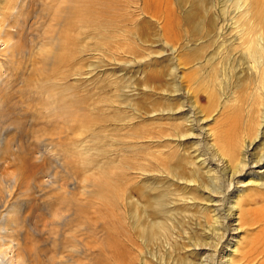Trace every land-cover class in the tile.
<instances>
[{"label":"rangeland","instance_id":"1","mask_svg":"<svg viewBox=\"0 0 264 264\" xmlns=\"http://www.w3.org/2000/svg\"><path fill=\"white\" fill-rule=\"evenodd\" d=\"M153 1H157L156 6L152 5ZM153 1L92 0L79 7L81 2L77 0H0V100L9 119H4L9 125L0 133L12 134L10 148L15 149V155L22 163L11 167L13 162L9 155L2 154L0 150V182L5 181L8 172L22 169L20 188L18 185L14 187L21 209L17 220L26 240L29 243L36 241L43 264L51 260L55 264H64L65 261L67 264H91L90 254L97 257L95 263L99 264L101 260L103 264L112 262L104 256L106 253L99 244L104 234L101 230V227L105 229L104 223L91 230L81 222L76 212L54 219L52 210L62 201L78 203L83 212L88 213L89 210L90 217L97 215L93 208L99 205L110 207L115 220H118L116 224H122L125 229L124 233H116L128 249L123 264H141L137 249L142 238L127 217L131 216L129 213L136 205L146 202L143 193L152 200L162 198L161 207L165 213L159 211V215L174 217L180 223L175 229H184L189 236L197 227L202 231L197 219L201 225H204L205 218L209 219V214H199L193 207L191 210L177 205V197L186 192V188L165 178L161 168L166 165L175 167L182 152H193L195 148L211 156L212 150L200 128L204 132L211 130L215 137L218 130L228 128L222 123L227 116L229 119H242L252 108L253 100L248 96L258 82L255 73L250 74L246 68V56H241L247 37H233L239 34V27L231 20V5L220 6V12L215 14L219 26L227 28L224 29L225 39L230 40L224 43L223 51L229 57L232 55L230 64L234 68L239 66L242 71L233 70L234 77L227 76V86L221 85L224 93L214 87V91L218 90L223 96L217 100L214 95L215 105L206 109L205 96L196 94V84H192L186 75L196 70V75L208 73L214 77L212 66L202 70L196 65H192L196 68L193 69L191 65L181 64L187 52L182 46L188 43L185 34L189 30L188 34L197 35L192 37L188 47L200 45L193 43L199 34L184 20L182 13V9L196 5V1ZM168 10L176 17L173 25L178 37L174 40L163 30ZM222 15L228 16L224 18ZM229 24L231 27L227 26ZM258 32L254 30V34ZM206 52L210 54L211 48ZM224 53L221 60L216 55L212 62L218 70L224 67ZM175 64L179 67L177 76L181 82L176 92H170L173 76L169 74ZM262 71L260 69V73ZM238 74L240 79L237 82ZM224 96L232 98L224 108H220L223 107ZM167 105L178 106L177 111L172 115L158 112ZM68 115H72L71 118ZM197 116L200 120L196 124L200 126L194 135H188L194 139L186 137L180 147L174 145L178 139L176 134L185 129L180 121L184 117L193 119ZM0 143V149L4 148ZM258 144L262 147L263 142L255 145L256 154L264 149ZM103 171L110 173L112 181L108 184L117 190L112 200L102 197L104 193L96 192L92 185L86 184L87 179L103 180ZM223 179L225 177L219 179L221 183L217 181L221 187H225ZM208 182L203 178L205 187L210 186ZM261 190L264 191L263 188ZM195 193L201 194L199 191ZM89 202H94L92 207ZM224 202L225 198L221 203ZM186 215L192 216L191 220L183 217ZM201 238L206 239L205 235Z\"/></svg>","mask_w":264,"mask_h":264},{"label":"bare ground","instance_id":"2","mask_svg":"<svg viewBox=\"0 0 264 264\" xmlns=\"http://www.w3.org/2000/svg\"><path fill=\"white\" fill-rule=\"evenodd\" d=\"M77 1L81 2L78 3L79 7H81L85 2L89 4L92 0ZM182 1L187 2V0ZM195 1L196 5L190 8L183 7L184 9H182L181 6V9L183 10L184 20L191 24L193 30L199 34L198 39L193 43H195V45L200 43V45L193 48L188 47V43L191 41L192 37L197 35L192 33L188 34V32L191 31L189 30L185 34L188 43L185 41L186 43L182 46L187 52L181 64L184 66L196 65V68L202 70H204L206 66L211 65V71L214 72V77L212 75L210 76L208 73L206 75H203V73L196 75V70H191L190 73L186 75L187 79H189L192 84H196L194 91L196 94L205 96L206 101H204V103L208 105L206 109H210L215 105V101L213 102L214 95L217 100H220V96H223L219 94L218 90L214 91V87L217 86L219 90L224 93V89L221 85L227 84V76L234 77L235 71L232 73L233 70H236V72L242 71L239 66L234 68V66L230 64L232 55L229 57L224 53L225 51H223L225 47L224 43L229 40V38L225 39L227 35L224 33V29L226 30L227 28L221 24L219 26V19L217 18V14H215L219 11L220 6L223 8L231 5L233 10V18H231V20H234V22H231L239 27V29L237 28V33L239 34H234L233 37L235 39L242 38L244 35L247 37V41L244 42L246 45L241 44L243 47L245 46V51H242L243 55L241 56H246V68L249 70L250 74L255 73V78L258 82L253 87L251 94L248 93V95L250 94L248 98L250 97V100H253L250 105L252 108L250 109L248 107L249 109L247 113H245L246 116L242 119H229L230 116H227L222 120V123L228 126V128L223 129V131L218 130L219 133L215 137L211 130L204 132V130L200 128L199 131L203 133L208 147L212 150L210 152L211 156L207 155V153L200 152L199 148H195L193 152H182V156H179L176 160L175 167L170 168V166L166 165L164 168H161L165 178L170 179L176 184H182L186 188V192H180L181 194L178 193L177 205L179 204L183 206L184 209L190 208L191 210L193 207L199 214H209V219H204V225H201L197 219V223L202 230L201 232L197 227L193 235L189 236V232L184 229L176 230L175 227L180 223L176 222L173 219L174 217H169V214H167V218L165 214H163L164 216L159 215V211L165 213L163 211L164 207H161L162 198L152 200L149 199L145 193H143V195L146 196V202L141 204V206L136 205L134 210L129 213L131 216L127 214L129 215L127 218L130 217V221L134 224L135 232L143 239H141L142 244H140L139 250L137 249V251H139L140 256H138L141 264H264V191L261 190L262 188L264 189V164H262V162H264V149H262V152L259 151L260 153L256 154L255 152V145L260 141L263 142L262 147L264 148V0H192V2ZM152 3L153 6H156L157 1H153ZM189 3H191V1H189ZM226 9L227 8H225V11ZM229 11H231V9ZM172 13L171 10H168V18L167 15L164 16L165 25L163 30L166 34H171V39L174 40L175 37H178V34L175 32V24L173 25V21L176 20V17H173ZM225 16L223 17L226 18ZM227 26H230V24ZM254 30H258L259 32L254 34ZM218 43L220 44L218 45ZM214 44H217V46H213ZM210 48L211 52L209 54V52L206 51ZM223 53L225 57L224 67L221 66V69L218 70V66L212 65V62L215 60L216 55H218L219 60H221L220 57ZM219 62L220 61H217V63ZM178 68L179 67L175 64L170 71V77L173 76V85L170 92H176L178 84L180 85L181 81L178 82L180 79L178 80L177 76ZM192 68L196 69L195 66H192ZM260 69L263 70L261 73ZM239 79L240 74L237 76V82ZM223 98L225 99H223V107L220 108H224L231 100L232 96L229 97V99L225 96ZM1 103L2 100H0V131H4L5 127L9 125V119L6 118L7 113H5L6 111H4ZM249 104L250 103H248V105ZM177 107L167 105V108L164 110L159 109L158 112L164 111L167 115H172L174 111H177ZM194 107L199 112V108L196 105ZM68 116L70 117L72 115ZM4 119L8 121L6 122ZM198 120H200V118L197 116L193 119L184 117L180 121L185 126V129L179 130L176 134L178 139L176 140L177 142L172 141L174 145L176 144L180 147L183 138L188 137V135H194V131L200 126L196 124ZM216 139L217 141L219 140V143L215 141ZM12 140V134H9V132L4 135L0 133V142L4 145V148H2L3 150L0 149L3 152L2 154L5 153L9 155L13 162L11 163V167H18V165L22 163L15 155V149L10 148ZM259 146L261 147V145ZM184 150H187V147H184ZM221 150L224 152L223 154L220 152ZM103 172V180H84H86L88 186H93L94 191L101 194L104 193L102 197L104 196L107 200H112V197H116L117 190L115 187H110V184H108L109 181H112L109 176L110 173H106V171ZM21 173H23L22 169L18 171V168H16L14 171L6 174L4 182H0V264H43V261L41 262L40 259V253L35 246L36 241L29 243V241H27L28 239L26 240L24 231L20 228L21 223L17 220L18 213L21 209L19 208V202L17 200L18 192H16L14 187L18 185L17 187L20 188L19 185L21 182L19 174ZM221 177H225V179H223L225 180V187H221L217 183ZM203 178H206L207 182L209 181L208 183L210 186L205 187L203 185ZM219 183H221V181ZM195 188L196 191L201 193L199 194L200 196L196 195ZM258 189L260 191H258ZM167 190L165 191L167 192ZM249 192L254 193L249 194ZM91 193L92 192H90V194ZM162 197L164 198V196ZM223 198H225V202L221 203ZM65 202L66 201H62L58 207L52 210V217L57 219L63 215L75 214L76 212V215L82 219L81 222L86 227H90L91 230H93L97 224L104 223L105 229L101 227L104 234L99 240L100 247L103 249L102 251L106 253L104 256L112 261L111 264H123L128 249L126 250V246L118 239L116 233L118 232V235L119 232L124 233L125 229L122 228V224H116L118 220H115V214L109 209L110 207H107V205H104V207L99 205L93 208L96 209L95 212L97 215L90 217L88 209V213L83 212L80 207L77 206L78 203L72 204L71 202ZM93 204L94 202H91L89 206L92 207ZM82 207L85 209L84 206ZM177 210L176 208V211ZM172 213L173 212H171V214ZM194 215L196 217V214ZM131 217H133V219H131ZM183 217L191 220L187 215ZM174 222L177 224H173ZM192 223L194 224V222ZM195 226L197 225L195 224ZM114 229H116V231H114ZM237 232L239 233L236 239ZM202 234L205 235L206 239L201 238L203 237ZM37 239L38 238L35 240ZM89 257L91 264H98L94 261L97 259L96 256L90 254ZM102 261L103 260L100 262L98 261L99 264H103L101 263ZM54 262L55 261L51 260L46 264H55ZM65 262L64 264H67Z\"/></svg>","mask_w":264,"mask_h":264},{"label":"snow or ice","instance_id":"3","mask_svg":"<svg viewBox=\"0 0 264 264\" xmlns=\"http://www.w3.org/2000/svg\"><path fill=\"white\" fill-rule=\"evenodd\" d=\"M187 139H194V137L190 136V137H187ZM262 164H264V162H262ZM260 166V165H258ZM242 175V174H241ZM226 238V237H225Z\"/></svg>","mask_w":264,"mask_h":264}]
</instances>
